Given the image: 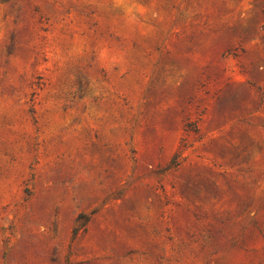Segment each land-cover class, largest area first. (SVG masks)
<instances>
[{"label": "rangeland", "instance_id": "374dc122", "mask_svg": "<svg viewBox=\"0 0 264 264\" xmlns=\"http://www.w3.org/2000/svg\"><path fill=\"white\" fill-rule=\"evenodd\" d=\"M0 264H264V0H0Z\"/></svg>", "mask_w": 264, "mask_h": 264}, {"label": "trees", "instance_id": "16d2710c", "mask_svg": "<svg viewBox=\"0 0 264 264\" xmlns=\"http://www.w3.org/2000/svg\"><path fill=\"white\" fill-rule=\"evenodd\" d=\"M177 164H175L174 166H176Z\"/></svg>", "mask_w": 264, "mask_h": 264}]
</instances>
